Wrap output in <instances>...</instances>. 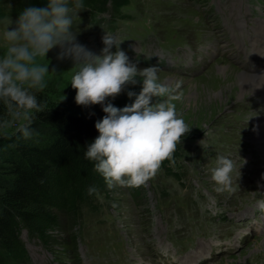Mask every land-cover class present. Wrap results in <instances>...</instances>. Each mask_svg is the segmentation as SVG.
<instances>
[{"label":"rangeland","instance_id":"1","mask_svg":"<svg viewBox=\"0 0 264 264\" xmlns=\"http://www.w3.org/2000/svg\"><path fill=\"white\" fill-rule=\"evenodd\" d=\"M10 7H16L17 10L9 11L7 17L1 20L4 24L0 27L11 24L18 17L21 7L16 4ZM262 19L264 6H260L256 0H130L127 8L110 11L109 18L94 14L91 17L86 14L84 19L76 17L74 29L79 33V42L95 45L94 52L99 53L103 47L101 38L104 31H111L118 32L126 39L127 46L135 45V48L141 50H154L160 46L163 51L173 54L177 61L170 67L174 71L162 69L160 78L173 85L179 82L173 103L190 130L177 141L175 147L187 159L183 165L190 171L188 179H172L168 173L158 175L153 183L159 184H152L153 188L147 193L150 213L147 214L143 207H136L131 188L119 184L112 188L107 186L110 200L106 193L97 194L95 200L102 206L99 214L91 212L90 206L84 207L81 223L85 227L78 238L84 264H160L157 261L158 253L170 247L181 258H186L198 250L202 241L233 242L237 235L240 245L237 254L223 253L207 264H264V233H249L247 224V221L254 219L264 220V208L258 206L260 186L252 184L257 172L252 173L246 189L238 187L240 182L233 183L231 188L223 191L216 190V182L212 180L210 172L215 163V152L232 153L235 150V146L227 142V132L238 124L231 133L234 140L239 141L237 134L242 132L243 124H247L252 117L253 97L264 91L263 84L255 93L252 92L240 101L236 100L235 93L226 101L215 97L216 93L225 92L221 81L222 68L228 70L227 64L233 66L235 72L229 80L231 86L236 80V71H243L240 64L244 65L245 58L236 52L235 41L245 43L250 52L256 35L254 29ZM14 26V23L10 25ZM184 47L196 51L191 56L189 71L195 70L201 60L205 63V67L200 66L190 74L192 78H186L183 73V65L187 63L184 57L186 52L182 51ZM122 48L131 54L128 47ZM3 50L4 45L0 41V52ZM59 51L57 47L47 57L37 58V63L48 64L50 71L45 76V87L40 90L48 93L50 103L60 110L88 120L96 121L103 117L105 113L99 104L85 107L76 103V89L70 85L73 63L70 58L59 59ZM199 54L204 58L200 60ZM205 58L216 62L209 63ZM167 61L173 62L169 57ZM168 76L175 80L168 81ZM140 88L141 84L128 85L115 99H107L123 107L131 102L128 90L139 92ZM247 100L251 105H243ZM31 116L32 112L19 117L12 114L5 127L6 132L13 133L21 129ZM244 117L247 121H243ZM256 117H264V113L259 111ZM189 139L196 140L193 143ZM186 143H193V148ZM251 150L259 155L261 164L258 171L261 176L264 153L257 144L251 146ZM162 187L166 188L168 199L165 196L159 204L157 199L160 198L159 190ZM54 200L57 206L62 204L60 196ZM41 208L33 211L37 213L39 221L46 224L45 228H49L46 230V234L50 235V238L46 237L48 245L36 233L33 235L26 229L21 237L34 264H59L56 262L59 257L68 253L70 257L74 256L72 222L54 208L51 210L55 212L56 218L60 217L59 225H54L57 223H54V218H50L53 223L46 222L43 216L47 215L46 208ZM53 225L55 228L50 229ZM247 232L249 234L245 238L239 239L240 233ZM119 235L121 244L117 245ZM64 242L69 245L65 246ZM181 245L187 246L183 248ZM136 251L141 256H137Z\"/></svg>","mask_w":264,"mask_h":264},{"label":"clouds","instance_id":"2","mask_svg":"<svg viewBox=\"0 0 264 264\" xmlns=\"http://www.w3.org/2000/svg\"><path fill=\"white\" fill-rule=\"evenodd\" d=\"M84 8V0L27 4L15 21L0 27L4 45L0 52V104L17 117L42 108L35 91L45 87L50 71L49 65L37 63V58L47 57L58 47V58H70L73 63L70 85L76 89V103L85 107L99 104L105 113L95 121L99 135L87 144L85 158L95 162L94 169L109 188L116 184L137 187L156 174L177 141L190 131L173 103L179 82L163 81L159 64L139 67L140 60L132 59L121 47L118 32L104 31L99 53L79 42L74 21ZM136 84H141L140 91L129 89L131 102L125 106L107 99H115L128 85ZM21 131L26 137L31 135L26 125ZM237 168L231 155H217L210 169L217 191L232 187ZM95 191L94 185L89 186V194Z\"/></svg>","mask_w":264,"mask_h":264},{"label":"trees","instance_id":"3","mask_svg":"<svg viewBox=\"0 0 264 264\" xmlns=\"http://www.w3.org/2000/svg\"><path fill=\"white\" fill-rule=\"evenodd\" d=\"M109 2L113 9L129 4V0H84L85 7L95 12L106 11ZM13 4L22 10L27 4L46 6L47 0H0V19L7 11L17 10L10 7ZM35 94L43 107L28 110L32 116L26 123L31 131L27 137L22 128L6 132L12 114L0 104V264L26 263L27 250L20 238L23 228L36 233L48 245L50 235L46 230L49 228L39 221L33 209L45 207V221L53 223L50 218H54L56 226L60 217L56 218L51 208L75 220L99 192L109 196L104 177L94 169L95 162L84 156L87 144L99 135L95 120L60 110L50 103L48 93L36 90ZM179 154L173 151L160 166L169 168L173 160L176 162L182 157ZM92 185L96 191L89 194L88 188ZM57 195L62 199L60 206L54 200Z\"/></svg>","mask_w":264,"mask_h":264},{"label":"bare ground","instance_id":"4","mask_svg":"<svg viewBox=\"0 0 264 264\" xmlns=\"http://www.w3.org/2000/svg\"><path fill=\"white\" fill-rule=\"evenodd\" d=\"M259 32H260V34L264 35V30H259ZM81 43L85 44L88 48L92 49L93 51H95L94 49H96L95 45L84 43V42H81ZM227 65H228V68H229L228 70H225L224 68H222L220 70L221 81L223 82L222 86L224 87L223 90L225 92L222 91V92H218V93L215 94V97H218L222 101H226L227 99H229L230 95L233 94V93H235V96H237L236 100L240 101L245 96L251 94L257 88H259L261 85L264 84V70L260 74H248V73H244V72H242L240 70H237L236 71L237 72L236 80L231 86L230 85L231 82L229 80H231V77H232L233 73L235 72V70H234L233 66H231L229 64H227ZM178 78H181V77H178ZM167 80L168 81H172V80H175V78H172V77L168 76ZM224 82H226V83H224ZM205 246H206V244H204L200 248V250H203L205 248ZM205 255L207 257H210V254L207 253V252H204L202 254L200 251H197L195 254H189L188 256H186V258L184 260V263L185 264H192V263H194L195 259L204 257Z\"/></svg>","mask_w":264,"mask_h":264}]
</instances>
